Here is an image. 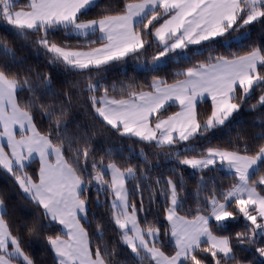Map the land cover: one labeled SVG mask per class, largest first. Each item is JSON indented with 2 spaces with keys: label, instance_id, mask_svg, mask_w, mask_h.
<instances>
[{
  "label": "snow or ice",
  "instance_id": "6c2138e0",
  "mask_svg": "<svg viewBox=\"0 0 264 264\" xmlns=\"http://www.w3.org/2000/svg\"><path fill=\"white\" fill-rule=\"evenodd\" d=\"M257 30V41L245 45ZM0 31L13 37H0V171L23 202V215L11 223L6 217L16 206L0 190V264H41L25 243L47 253L51 264H252L237 255L236 249L249 250L245 245L264 264V0H0ZM221 41L247 51L210 56L176 72L171 84L154 76L150 91L102 83L115 65L138 59L153 44L160 48L149 66L156 72L169 54L190 59V46ZM25 50L42 55L59 75L37 71L20 54ZM205 98L211 108L201 117L197 104ZM174 105L179 111L163 118L161 110ZM246 114L257 116L252 140L259 143L212 145ZM97 134L162 150L151 155L173 164L176 178H156L153 187L148 173L159 161L153 165L144 148L131 145L129 156L123 144L98 149L109 162L97 160L91 147ZM220 171L234 180L227 189L214 175ZM185 173L196 181L194 209L186 208ZM90 189L123 262L114 259L115 248L93 244L85 227H92ZM241 221L244 231L223 234ZM92 235L104 240L99 220Z\"/></svg>",
  "mask_w": 264,
  "mask_h": 264
},
{
  "label": "trees",
  "instance_id": "16d2710c",
  "mask_svg": "<svg viewBox=\"0 0 264 264\" xmlns=\"http://www.w3.org/2000/svg\"><path fill=\"white\" fill-rule=\"evenodd\" d=\"M19 2L23 4L26 2V0H21ZM95 15L96 12H93L92 16ZM259 35H260L259 30L252 32L251 40L245 41L244 44L247 45L249 43H252L253 41H257V37ZM0 37L4 38L8 42H13V37L6 32L0 31ZM147 38L151 39V37H147ZM57 39H59V37H57ZM72 43H76V41H72ZM80 43H83V41H80ZM98 45L99 44L94 46H98ZM196 47L197 46H190L189 50H186L185 56H187L190 59H185L184 56L173 59L172 57L174 56V54H169V57L166 58V63H164L161 66L163 70L153 72L150 70L149 67L151 65V59L152 56L160 50L159 46L153 44V47L148 49L147 51L142 52V54L139 56L138 59L129 57L126 59V61L123 64L115 65L107 73L106 78L102 81V83L108 85L109 87H111V85L113 84H115L117 87H120L122 84H133V85L138 84L143 86L144 91H150L151 89L149 85L151 84L154 76L158 78H163L167 80L169 84H171L174 82V79H176L174 75L176 72L186 70L187 68L192 67L194 64L206 62L210 56L224 55V56H229V58H231L230 56L231 53L244 54V52L247 51L246 46H242L241 44L235 41L232 43L230 48L227 44H224L223 41H221V43L212 44L210 46L199 45V49H197ZM20 54L22 56L27 57L29 64L35 67L37 71H41V72L47 71L52 73L54 76L59 75L56 69L46 66L45 58L42 55L37 57L35 52L31 50H25ZM180 78L182 79L183 77ZM68 79H71V77H68ZM58 90H60L59 85H58ZM62 90L67 91L69 92V94L74 95V90L68 87H65ZM113 95H115V93H113ZM166 108L167 111L164 110L161 111L163 116L170 115L178 110V106L175 105ZM210 108H211L210 99H204L197 104V111L201 115V117L209 113ZM76 111L79 113V119L81 121L85 123L89 122L88 117L84 113V110L80 108L79 105H76ZM255 119H257V116L255 114H246L240 117L241 123H237L234 126H230L225 131L217 133V138L212 140V145L230 148L232 146L228 144L229 140H232L234 144L237 146H240L243 143H247L249 145H254L256 143H259V141L252 140V137L255 135V133L260 130L252 123V121ZM97 127H99V125H97ZM238 135L245 136V141L237 140ZM118 144L124 145V156L130 155L128 151V145H131L136 152H139L141 148H144L145 152L149 153V159L153 161V165H156L157 160L159 161L160 166L154 167L153 170L148 173L152 177V180L148 181V183H153L156 178H160L161 181H163L165 177H168L170 175H172L173 179L176 178L171 172H169V168L174 167L173 164L166 163L160 156L154 157L151 155L153 151L160 153L162 152V150L149 149L143 144L136 143L130 140L120 141L118 138H116L111 134L109 136H102L97 134L91 147L94 150H98L106 147L115 148ZM124 156H119L118 154L114 153L113 159L117 161H122ZM100 157H104L105 163L109 162V158L105 155L103 150H98L96 159L99 160ZM131 163L133 165L139 164L141 167L145 169H147L148 167L147 165H143L142 162L137 159H133ZM36 167L37 164L33 163L32 167L27 169V171H29V173L31 174ZM181 171H183V169H181ZM214 175L217 178L218 185L220 188L227 189L231 185V183L234 182V180L229 175H226L225 172L223 171L217 172ZM185 180H186V188L184 189V195L188 197L186 208L194 209L196 208L197 205L194 203L192 199V193L196 190V181L192 179L188 175V173H185ZM153 187H155L154 183H153ZM141 188L144 191L145 204H147L148 190L144 188L143 184H141ZM129 189L131 190V185H129ZM0 190L7 191L10 197L12 198V203L16 206L10 209L12 215L6 217V219H8L11 223H15V221L19 219L20 216L23 215V213L20 212L19 210L23 202L16 198L17 194L14 185L12 183V180L3 171H0ZM88 197L92 203V213H90L89 215V219L92 220V227L89 228L87 224L85 225V227L88 228L93 244L98 243L102 249L105 246H107L109 249L115 248L116 255L114 259L123 262L126 259V256L123 254L121 246L117 243L116 234L107 226L105 216L101 214V210L96 207L94 189L89 190ZM159 202H160V197L159 194L157 193V203ZM26 211H35V209L31 205H27ZM93 213L96 214L95 217L93 216ZM184 214L186 213L181 212V215ZM151 219L152 216H149V220ZM97 220H99L102 226L104 227L105 235L103 241L97 240V238L94 235H92V233L95 230V224ZM59 227L60 226H56L55 230L58 231ZM244 230H245L244 222L241 221L238 223H234L227 230V232L223 234L234 235L235 232L244 231ZM163 232H164V228L162 226L161 227L162 240L165 239L163 236ZM217 234H221V233L217 232ZM25 239L27 240V237ZM233 243L235 244V241H233ZM245 247L248 248L249 250L242 251L240 249H236L238 257L245 260L246 262L251 261L252 264H259V257L251 250L252 246L245 245ZM25 250L28 251L31 255H33L35 258H37L41 262V264H51V258L47 253L39 251L38 249H29L26 243H25ZM165 251H170V249L165 248Z\"/></svg>",
  "mask_w": 264,
  "mask_h": 264
},
{
  "label": "rangeland",
  "instance_id": "374dc122",
  "mask_svg": "<svg viewBox=\"0 0 264 264\" xmlns=\"http://www.w3.org/2000/svg\"><path fill=\"white\" fill-rule=\"evenodd\" d=\"M19 1H21V0H19ZM92 39H95V37H92ZM192 46H197L196 48L199 49V45H192ZM177 51H179V50H177ZM185 54H186V52H185ZM162 110H163V109H162ZM162 110H161V111H162ZM162 116H163V115H162ZM163 118H164V116H163ZM6 150H7V149H6Z\"/></svg>",
  "mask_w": 264,
  "mask_h": 264
},
{
  "label": "crops",
  "instance_id": "0c3cea01",
  "mask_svg": "<svg viewBox=\"0 0 264 264\" xmlns=\"http://www.w3.org/2000/svg\"><path fill=\"white\" fill-rule=\"evenodd\" d=\"M99 46V45H98ZM205 99H210V98H205ZM199 103V102H198ZM167 107V106H166ZM177 111H179V107H178V110ZM167 116H164V118H166Z\"/></svg>",
  "mask_w": 264,
  "mask_h": 264
}]
</instances>
